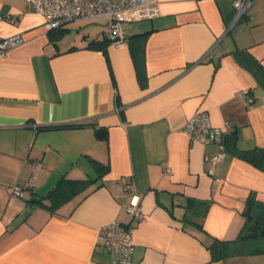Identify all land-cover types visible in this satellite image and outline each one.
<instances>
[{
    "label": "crops",
    "instance_id": "1",
    "mask_svg": "<svg viewBox=\"0 0 264 264\" xmlns=\"http://www.w3.org/2000/svg\"><path fill=\"white\" fill-rule=\"evenodd\" d=\"M149 1L158 15L124 21L115 44L106 19L58 34L27 0H0L16 16L0 36L24 38L0 56V264H111L98 229L130 222L127 178L147 214L131 264H264L250 242L264 213V0L239 17L233 0ZM200 110L231 126L213 175L219 146L182 130ZM61 177L90 181L51 208Z\"/></svg>",
    "mask_w": 264,
    "mask_h": 264
},
{
    "label": "built area",
    "instance_id": "2",
    "mask_svg": "<svg viewBox=\"0 0 264 264\" xmlns=\"http://www.w3.org/2000/svg\"><path fill=\"white\" fill-rule=\"evenodd\" d=\"M255 0H233L239 17ZM33 10L42 15L45 19V28L52 30L60 28L73 21H91L97 19L107 20L105 36L112 43L124 41L122 23L124 21H140L152 19L158 15V7L149 0H27ZM15 15L0 14L3 18L13 21ZM24 41L21 32L7 37L0 36V56H5L8 50L20 45ZM247 106L253 103V98L246 94L245 90L238 92ZM183 132L191 141L212 143L219 146V149L205 157L208 164L207 172L214 174V167L223 159V143L225 135L231 131V126L226 122L224 126L212 125L206 111L195 112L187 120L182 128ZM169 171L168 168H165ZM33 178L28 180L32 184ZM125 196L128 202L125 205L126 212L130 216L129 223H122L112 220L98 229V241L111 253V264H131V257L134 250L133 221L145 219L147 214L142 210L139 197L130 190V179L127 178L123 185ZM10 194L13 198L23 197V188L15 185L11 188Z\"/></svg>",
    "mask_w": 264,
    "mask_h": 264
},
{
    "label": "trees",
    "instance_id": "3",
    "mask_svg": "<svg viewBox=\"0 0 264 264\" xmlns=\"http://www.w3.org/2000/svg\"><path fill=\"white\" fill-rule=\"evenodd\" d=\"M61 28V27H60ZM60 28L53 29L58 34L62 33ZM109 40V39H108ZM88 123L78 122L70 124L71 126H83ZM106 136V129L102 127H95V137L102 139ZM97 167L106 169L105 165L97 164ZM90 181V179H68L66 177H61L56 185L49 190L46 197L49 199L51 208H56L62 202L71 198L75 193L82 190ZM23 188V187H22ZM248 215V209L245 211ZM254 227L259 231L261 236H264V213L257 215L254 219Z\"/></svg>",
    "mask_w": 264,
    "mask_h": 264
},
{
    "label": "rangeland",
    "instance_id": "4",
    "mask_svg": "<svg viewBox=\"0 0 264 264\" xmlns=\"http://www.w3.org/2000/svg\"><path fill=\"white\" fill-rule=\"evenodd\" d=\"M250 242H251L252 246L264 247V237H261V236L260 237H252L250 239Z\"/></svg>",
    "mask_w": 264,
    "mask_h": 264
},
{
    "label": "water",
    "instance_id": "5",
    "mask_svg": "<svg viewBox=\"0 0 264 264\" xmlns=\"http://www.w3.org/2000/svg\"><path fill=\"white\" fill-rule=\"evenodd\" d=\"M31 201H32V202H40L41 200H40L39 198L32 197V198H31ZM253 234H254V235H257L256 232H253Z\"/></svg>",
    "mask_w": 264,
    "mask_h": 264
}]
</instances>
